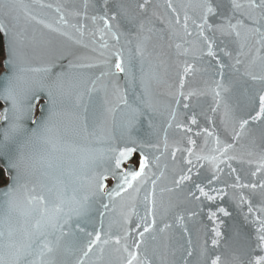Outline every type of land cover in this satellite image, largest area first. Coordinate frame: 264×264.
<instances>
[{
  "label": "snow or ice",
  "instance_id": "1",
  "mask_svg": "<svg viewBox=\"0 0 264 264\" xmlns=\"http://www.w3.org/2000/svg\"><path fill=\"white\" fill-rule=\"evenodd\" d=\"M0 264H264V0H0Z\"/></svg>",
  "mask_w": 264,
  "mask_h": 264
},
{
  "label": "water",
  "instance_id": "2",
  "mask_svg": "<svg viewBox=\"0 0 264 264\" xmlns=\"http://www.w3.org/2000/svg\"><path fill=\"white\" fill-rule=\"evenodd\" d=\"M25 3H31V0H24ZM46 2H51V0H46Z\"/></svg>",
  "mask_w": 264,
  "mask_h": 264
}]
</instances>
